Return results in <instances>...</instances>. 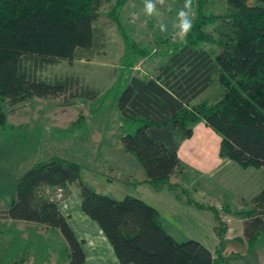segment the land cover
<instances>
[{"label": "trees", "instance_id": "1", "mask_svg": "<svg viewBox=\"0 0 264 264\" xmlns=\"http://www.w3.org/2000/svg\"><path fill=\"white\" fill-rule=\"evenodd\" d=\"M207 1L197 0L191 32L158 76L133 77L119 100L123 128L130 131L123 136V147L139 160L147 183L157 191L172 188V177L183 172L179 148L200 122L221 137V158L243 169H264V0H226L230 12L224 16L206 14ZM128 2L0 0V131L13 128L7 107L15 110L34 100H57L69 92L68 81L39 79L26 63L73 64L81 52L93 51L104 4L111 5L109 17L121 29L129 52L147 56L123 30L120 14ZM209 26H215V33L206 31ZM203 44L218 51L204 50ZM215 79L224 92L220 100L195 104ZM74 185L79 187L83 213L102 229L121 264H224L197 241L175 240L156 208L131 196L116 200L96 191L84 183L78 164L57 157L34 165L20 178L17 198L4 218L58 231L66 242L69 264H85L83 243L60 209ZM209 209L215 212L224 244L220 214ZM239 215L244 220L239 241L251 252L264 232V189L252 209Z\"/></svg>", "mask_w": 264, "mask_h": 264}, {"label": "rangeland", "instance_id": "2", "mask_svg": "<svg viewBox=\"0 0 264 264\" xmlns=\"http://www.w3.org/2000/svg\"><path fill=\"white\" fill-rule=\"evenodd\" d=\"M184 2L166 0L165 5H157V13L151 17L144 12V0H129L122 9L120 17L123 30L137 43L139 49L147 51L146 57H138L129 52L121 29L109 17L111 5L104 4L96 23L97 43L93 51L81 52V59L73 64L26 63L39 79L52 83L68 81L70 90L57 100H34L15 110L6 108L8 124L13 128L0 131V264H4L6 256L10 254L5 251L3 243L12 236H7L4 230L28 234L27 226L9 224L3 213L11 201L17 198L20 178L34 165L55 157L74 162L80 166L82 180L87 185L104 179L118 181L121 174L110 172L116 165H135L142 169L143 175L146 174L139 160L123 147V136L130 134V131L123 128L119 100L132 77L158 76L157 69L185 41L186 38H173L176 13ZM197 7V0H193V23L197 17ZM204 10L208 15L224 16L230 12V6L226 0H208ZM160 24L167 25V32L160 31ZM206 31L215 33V26H209ZM200 48L210 52L218 51L216 46L210 44H203ZM223 94V89L215 79L197 102L216 103ZM237 167V170L231 168L228 173L221 169L215 177L192 171L188 178L199 183L204 180L207 188L187 189L190 198L198 202L215 198L217 202L226 205L228 216L233 222L232 227L236 229L235 235L243 229L238 224L242 220L239 213L250 211L255 197L264 189L263 169ZM133 174L136 178L141 177L138 171ZM134 186L137 184L134 183ZM128 188L132 191L131 185ZM73 191L75 195L69 205L76 203L77 189ZM166 193L169 191L166 190ZM175 194L185 198L182 190ZM175 237L180 242L191 240L180 235ZM43 239L45 245H55L61 250L57 238L43 235ZM245 248L246 252L241 258L231 260L228 264H264V232L251 252L247 246ZM58 249L45 248L43 252H33L31 259L35 264L43 256L47 264H66L64 259L59 258ZM61 251L66 258L64 250Z\"/></svg>", "mask_w": 264, "mask_h": 264}, {"label": "crops", "instance_id": "3", "mask_svg": "<svg viewBox=\"0 0 264 264\" xmlns=\"http://www.w3.org/2000/svg\"><path fill=\"white\" fill-rule=\"evenodd\" d=\"M162 66L157 69L158 74ZM201 96L194 101L195 104H198L197 101ZM193 130V137L183 141L179 148V157L185 165V168L183 172L172 177V188L165 187L157 191L147 183V175L142 174V169H139L135 165H116V168H111L110 172L121 174V176H118L120 178L116 182L110 179H104L98 183L91 182L92 184L88 186L98 192L101 191L100 193L102 194L111 196L112 198L115 197L118 200H123L128 196L143 200L158 210L164 229L175 240H177L176 235L196 240L209 249L215 259L221 258L224 264H228L231 260L239 259L236 258L237 256L241 258L246 252L245 247L247 245L239 241V239L244 237V220L239 221L238 224L243 229L235 235L236 229L232 227L233 222L228 216L229 210H227L226 205L217 202L218 200L215 198L207 200L206 202H198L190 198L188 188L203 190L207 187L204 184L205 182L203 183L204 180L202 183H199L191 181L188 176L193 171L199 173V175L215 177L218 176L216 173L221 169L226 170L225 172L228 173L231 168L237 170L238 167L235 163L221 158L220 149L222 139L204 122L196 124ZM137 171L141 173V177L136 178V175L133 174ZM134 183L137 186H134ZM129 185L132 186V191L128 188ZM74 188L77 189L76 203L75 205H69L71 198L75 195ZM78 189L79 187L77 185L72 187V195L61 203L60 209L62 214L67 218L79 241L83 243V249L86 255L85 264H121L115 254L113 246L102 229L96 222L83 213ZM166 190L169 193H166ZM178 190H182L185 193L184 199L175 196ZM190 200L204 205L205 208H200L192 204ZM210 207H214L218 212L223 209V212L219 214L223 222V228L226 229L224 244H221V239L216 230L219 227V222L217 221L215 212L209 209ZM5 221L12 225L21 224L27 226L28 234L11 229L4 230L5 234H8L7 236L14 237L13 239L10 237L8 239L9 241H6L5 244L3 243L5 251L10 253L6 256L4 264H34L31 259L33 252H43L45 248L58 249L55 245H45L43 235L59 240V247L61 250H64L66 258L63 256V251L59 249L57 250V254L59 258L64 259L66 264H69L70 258L66 253V242L58 231H49L45 227L36 224L15 222L6 219ZM35 264H47V260L43 256H40Z\"/></svg>", "mask_w": 264, "mask_h": 264}, {"label": "clouds", "instance_id": "4", "mask_svg": "<svg viewBox=\"0 0 264 264\" xmlns=\"http://www.w3.org/2000/svg\"><path fill=\"white\" fill-rule=\"evenodd\" d=\"M166 0H144V12L151 17L157 13V5H165ZM193 0H185L184 5L176 13V20L173 23V28L176 30L173 38L185 39L193 28L192 21ZM160 31L167 32V25L160 24Z\"/></svg>", "mask_w": 264, "mask_h": 264}]
</instances>
